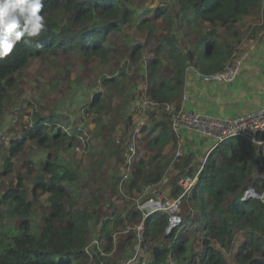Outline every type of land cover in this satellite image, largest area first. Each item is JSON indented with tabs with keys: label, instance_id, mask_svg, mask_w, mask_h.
Segmentation results:
<instances>
[{
	"label": "trees",
	"instance_id": "1",
	"mask_svg": "<svg viewBox=\"0 0 264 264\" xmlns=\"http://www.w3.org/2000/svg\"><path fill=\"white\" fill-rule=\"evenodd\" d=\"M139 1L44 0L46 29L0 59V118L10 89L19 83L15 76L36 58L96 59L107 68L96 89L86 93L90 98L85 110L96 115L90 129L103 144L115 137L125 144L133 137L132 104L143 97L137 93V80L147 84L150 98L159 104L142 129L148 152L133 162L131 183L120 170L93 185L89 180L94 175L79 174L75 161L73 141H79L85 125L75 113L66 112L68 102L74 104L86 86L82 68L72 71L66 63L55 77L59 85L72 81L70 90H63L51 106L37 107L20 133L12 136L11 126L10 144L0 147L5 153L0 171V264H169L170 259L175 264H264V204L243 201L249 187L264 191V164L259 166L258 153L236 137L219 144L205 163L192 165L193 154L175 161L165 153L169 145L176 147L177 136L164 110L166 103L181 104L190 69L209 75L233 61L247 16L262 15L251 33L264 30V0H150L153 7L149 0ZM125 29L136 32L128 36ZM123 45L126 56L120 55ZM69 123L70 131L64 125ZM29 145L48 150L46 158L25 160L26 177L20 173L15 186L1 191L4 178L14 171V160ZM92 152L99 155L102 167L109 150ZM115 166L126 171L128 164L125 159ZM201 167L194 191L184 199L187 223L166 238L168 214L154 211L145 217L141 203L156 192L179 196V177L195 176ZM168 177L167 187L161 186ZM141 182L149 188L145 194ZM122 199H128L124 211L118 207ZM4 213L7 222L1 219ZM143 222L140 240L135 228ZM237 236L243 239L235 245ZM94 239L105 242L103 252L98 247L89 251Z\"/></svg>",
	"mask_w": 264,
	"mask_h": 264
},
{
	"label": "rangeland",
	"instance_id": "2",
	"mask_svg": "<svg viewBox=\"0 0 264 264\" xmlns=\"http://www.w3.org/2000/svg\"><path fill=\"white\" fill-rule=\"evenodd\" d=\"M139 4L141 1H139ZM153 2L149 0V4L153 7ZM243 30V27L241 25V31ZM133 32H136L134 29L133 30H128L125 29V33L130 36L132 35ZM136 38H138V34L136 33ZM145 40V39H144ZM143 38L139 39L142 43H144ZM153 42L150 43L148 46V50L151 49ZM126 45L121 46V54L122 56L128 55L127 51L128 48H126ZM146 49V53L148 54V51ZM241 55V53L239 54ZM147 58V55L145 56ZM128 58H124L122 62ZM115 61H118V59H115ZM121 62V63H122ZM66 63H70L72 66V71L73 69L75 70L76 66L81 67V75L84 80V84L86 88L80 92L78 97L76 98V101L74 104H71L68 102L67 104V110L66 112L69 113H75L77 116V119H82L81 125H85L84 128L81 130V135H79V141L74 140L73 144L75 145V150H76V157L75 161L77 162V168L79 174H82L84 171L85 172H90L91 174L94 175V179L89 180L91 184H95V181L97 180H104L108 178L109 175H111L113 172L115 173H120L125 172V169H121V166H115L116 161H122L126 159V156L128 154L127 149L129 148H135L136 152V158L142 157L148 150L145 149V143L143 140L145 139V134L142 133V129L144 126L150 123L149 115L147 116L146 119H143L140 115V113L136 110L137 105L140 102V99L137 100L132 104V109L131 113L133 114L134 119L136 120V125L139 122L143 121V125L140 127V130H138V133L134 136V138L127 140L125 144H121L117 137L114 138L109 144L106 143H101V141L94 135L90 127H95V118L96 115L92 113H86L85 110L87 109V101L90 98L86 93L93 91L96 89V83L98 80L101 78L102 74L104 73H109L107 71V68L103 66L99 60H88V59H80L77 57L71 58L69 60H65V58H58V59H45V58H36L31 60V62L26 66V68L23 70L22 75H16L15 78H18L19 83L14 86L13 88L10 89L9 91V98L7 101V105L5 107L4 113L1 115L0 118V126H8L11 130V124L13 123L12 116L15 107L18 105L19 102H22V112L19 116V120L16 123L12 124L13 130H12V136H14L17 132L20 133L22 130V126L24 127L25 125L31 123L32 117L34 116V111L37 109V107L40 108L41 105H46V106H51L58 98V95L62 93V91H69L71 88V82L72 81H67L65 83H56V77L55 75L64 70ZM74 67V68H73ZM134 78V77H133ZM142 80H137L136 83L137 85L141 83L139 88H137V93H142L141 95L148 96V86L144 82H141ZM142 97V98H143ZM82 113L85 115L84 117L79 116V114ZM62 124V123H61ZM63 125V124H62ZM66 129L69 130L72 125L69 124H64ZM79 125V126H81ZM25 126L24 128H26ZM105 128H103L104 130ZM70 131V130H69ZM106 133V132H105ZM175 133V132H174ZM176 134V133H175ZM11 135V134H10ZM177 139H176V147L173 148L171 145H169L168 151L165 152L166 155L170 158L175 159L176 155V150H177V145L179 142V136L176 134ZM182 140V139H181ZM94 148H104L109 150V157L106 159L105 164L100 167L99 163V155L96 153H93L92 150ZM121 148H123V152H121ZM48 153V150H40L36 148L35 146L30 145L26 148V151L23 155H21L19 158H16L13 162L15 164L14 171L8 175L7 177L4 178L3 183L1 185L2 190L6 188H10L15 186L18 175L21 173V175H24L26 177V172L27 170L25 169L26 167H23L25 160L28 158H32L33 160H43L46 158ZM122 155V156H121ZM4 156L5 153L4 151H0V171H3L2 165L4 161ZM125 156V157H124ZM172 175V173H171ZM170 175V176H171ZM169 176V177H170ZM167 181L163 182V185L161 186H166L168 183ZM95 180V181H94ZM88 181V182H89ZM90 186V185H89ZM160 187L159 189H161ZM158 189V191H159ZM153 193L156 192L155 190H152ZM157 193V192H156ZM165 194V193H162ZM126 195V194H125ZM143 196V195H142ZM141 195L139 196L142 197ZM131 199V197H130ZM135 200V201H134ZM44 205L42 210L46 207L45 204V198H43ZM134 203H138L139 199H132ZM145 202V201H144ZM143 202V203H144ZM128 203V199H122L118 202V207L120 208L121 211H124L126 205ZM141 203V204H143ZM142 206V205H141ZM140 206V209H142ZM104 211L108 212L106 207H104ZM145 214H147V210H144ZM183 215H187L188 212L186 209L183 208ZM7 214L4 213L2 216V221L7 222ZM137 228H135V231L137 233ZM97 229L94 231V235L92 238L96 237ZM172 233L170 234V236ZM169 236V237H170ZM168 238V237H167ZM243 237L242 236H237L235 238L234 244L237 245L242 241ZM91 244L90 246V252L94 249V247H98L97 249L103 252V248L105 247L104 241L103 240H96ZM139 248V256H143L144 252L142 248L140 249V246H137ZM228 256V255H227ZM232 259L229 257V261Z\"/></svg>",
	"mask_w": 264,
	"mask_h": 264
},
{
	"label": "built area",
	"instance_id": "3",
	"mask_svg": "<svg viewBox=\"0 0 264 264\" xmlns=\"http://www.w3.org/2000/svg\"><path fill=\"white\" fill-rule=\"evenodd\" d=\"M264 35V30H260L258 37ZM244 57H235L231 63L222 71L212 73L209 75H202L197 72V75L201 77L205 82H225L229 83L234 81L243 65ZM159 107L156 101H153L150 96H145L140 99L136 110L140 113L143 119H146L150 111H153ZM20 110V107L16 108V113ZM164 110L170 116L171 125L173 131L179 136V142L177 145L175 161H180L185 154V149L182 142V135L184 132H191L197 134L212 142V145L208 149L203 163L206 162L209 154L219 144L226 142L232 138H242L248 144L252 145L258 153L260 159L258 161L259 166L264 164V107H260L249 113L240 115L235 118H224L220 116H214L210 114L198 113L191 110H185L181 104L176 102H169L164 104ZM17 121L15 117L14 122ZM143 125V121L137 123L133 131V137L138 133L140 127ZM11 142L8 128L0 130V147L9 145ZM126 155L127 168L124 174V181L131 183L132 177V165L136 159L135 148L127 149ZM201 169L195 176L183 175L179 177L178 184L181 187V194L175 198L170 197L168 194H162L157 192L154 197H150L142 204L141 208L147 210V217L154 211H162L169 216V226L177 229L184 223L187 216L183 215L184 199L188 197L195 189ZM167 181V179H165ZM164 181V182H165ZM145 192L148 191V187L144 183H140ZM252 200H258L264 204V191H257L254 187H249L243 196L244 202H251ZM142 229H144V222L137 228V235L139 239L142 238ZM169 264H175L172 259L169 260Z\"/></svg>",
	"mask_w": 264,
	"mask_h": 264
},
{
	"label": "crops",
	"instance_id": "4",
	"mask_svg": "<svg viewBox=\"0 0 264 264\" xmlns=\"http://www.w3.org/2000/svg\"><path fill=\"white\" fill-rule=\"evenodd\" d=\"M261 22L262 15L255 14L247 16L241 24L242 40L236 45L235 57L242 55L244 61L234 81L205 82L196 71H188L179 99L185 110L235 118L264 107V35L258 37L259 32L251 33V29ZM182 142L185 154L195 156L192 165L202 162L212 145L210 140L191 132L183 133ZM166 190L170 191V187Z\"/></svg>",
	"mask_w": 264,
	"mask_h": 264
},
{
	"label": "clouds",
	"instance_id": "5",
	"mask_svg": "<svg viewBox=\"0 0 264 264\" xmlns=\"http://www.w3.org/2000/svg\"><path fill=\"white\" fill-rule=\"evenodd\" d=\"M43 5L44 0H0V59L8 57L21 41L30 43L46 29L45 16L41 14ZM21 104L23 103L19 102L14 109L13 123L19 120L23 108ZM17 107H20L18 113ZM4 128H8L10 135V128L0 126V130ZM187 217L184 223H187Z\"/></svg>",
	"mask_w": 264,
	"mask_h": 264
},
{
	"label": "water",
	"instance_id": "6",
	"mask_svg": "<svg viewBox=\"0 0 264 264\" xmlns=\"http://www.w3.org/2000/svg\"><path fill=\"white\" fill-rule=\"evenodd\" d=\"M173 230H174V227L169 226V227L167 228V230H166L165 237H166V238L169 237L170 234L173 232Z\"/></svg>",
	"mask_w": 264,
	"mask_h": 264
},
{
	"label": "bare ground",
	"instance_id": "7",
	"mask_svg": "<svg viewBox=\"0 0 264 264\" xmlns=\"http://www.w3.org/2000/svg\"><path fill=\"white\" fill-rule=\"evenodd\" d=\"M142 231H144V229H142Z\"/></svg>",
	"mask_w": 264,
	"mask_h": 264
}]
</instances>
